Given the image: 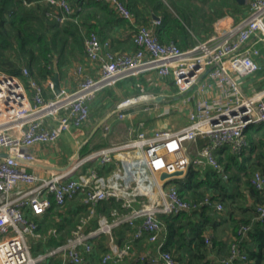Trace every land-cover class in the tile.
Masks as SVG:
<instances>
[{
	"label": "built area",
	"instance_id": "1",
	"mask_svg": "<svg viewBox=\"0 0 264 264\" xmlns=\"http://www.w3.org/2000/svg\"><path fill=\"white\" fill-rule=\"evenodd\" d=\"M46 1L60 10L49 11V14L61 21L73 12L70 0ZM99 1L110 3L120 16L133 18L131 9L122 0ZM249 5L248 15L229 28L219 42L211 38L189 50H183L175 42H161L144 24L134 32L137 48L131 52L111 51L109 42H103L98 33L92 31L85 37V54L98 64V75H86L75 91L62 88L50 99L44 97V85L55 90L52 78L41 84L30 77L34 92L31 98L21 76L0 72V152L9 154L0 157V264H39L45 257L61 251L64 261L78 264L85 260L84 253L95 254L93 238L100 233L111 235V250L103 254V263L118 264L132 257L147 264H186L163 248L167 231L159 214L196 211L205 205L221 211L224 204L213 200L210 194L200 200H187L180 195L176 183H169L171 179L161 180L160 173L179 169L186 173L191 166L211 165L227 176L216 151L228 145L240 153L249 145L246 136L249 126L264 123V87L247 94L238 80V76L251 75L260 68L255 59L259 48L253 44L243 46L258 31L261 32L258 38L264 40V0H249ZM209 67L211 70L202 77ZM149 68H154L159 76H173L177 94L181 96L183 107L188 109L187 124L176 130L168 126L140 130L124 142L73 157L69 169L49 177H40L26 169L25 162L36 160L31 150L35 144L56 142L64 132L80 137L79 129L90 116L89 101L97 91ZM82 69L83 65L77 66V72L81 73ZM22 73L29 75V69L23 67ZM142 97L127 98L118 108ZM125 115L119 110V118ZM48 118L54 123L47 122ZM108 127L105 125V129ZM123 153L125 157H120V164L110 177L102 176L93 168L72 176L74 169L89 161L98 160L106 165ZM251 183L264 191V173L255 171ZM21 185L28 187L24 189ZM51 196L60 205L82 196L90 216L96 213V206L102 200L111 196L124 200L131 210L122 216L116 215L111 221L100 215L97 228L87 232L78 228L65 244L34 256L28 235H38L37 223L26 215L25 209L39 216L51 206ZM255 218L264 222V201L257 203ZM122 223L133 227L134 233L119 245L112 237V229ZM251 227L252 223L243 224L239 233L245 234ZM145 234L148 244L140 250L133 241ZM206 242H210L208 236ZM247 259V254L233 242L221 262L243 264Z\"/></svg>",
	"mask_w": 264,
	"mask_h": 264
},
{
	"label": "trees",
	"instance_id": "2",
	"mask_svg": "<svg viewBox=\"0 0 264 264\" xmlns=\"http://www.w3.org/2000/svg\"><path fill=\"white\" fill-rule=\"evenodd\" d=\"M141 1L156 13L161 9L160 23L155 32L159 40L163 43L175 42L183 50L192 49L198 42L210 37L213 34L211 22L215 18L226 14L236 16L247 9L246 3L241 4L237 0ZM70 3L73 12L61 21L49 14V11L60 10L46 0H0V72L21 76L29 85L30 77L43 84L44 80L55 75V65L62 75L65 66L78 59L80 54H85L86 35L95 31L100 36L104 17L113 24L121 23L124 19L106 1L70 0ZM104 39L101 37L103 42ZM23 67L29 69V75L22 73ZM257 75H264V60ZM98 132L81 147L80 153L87 152L93 146ZM246 136L249 145L240 153L234 152L228 145L216 151L227 176L207 165L191 166L185 176L174 179L183 198L200 200L210 194L213 200L224 204L221 211L205 205L196 211L159 214L167 231L163 248L186 264H223L221 259L229 254L233 242L247 254V263L243 264H264V222L252 220L256 215L257 203L264 201V191L251 183L255 171L264 173V123L249 126ZM83 166L86 168L90 164ZM114 168V164L97 166L101 174L112 172ZM247 196L253 200L252 203H248ZM51 201V206L39 216L26 213L37 223L38 235L29 242L34 256L65 244L78 228L86 232L97 228L100 215H105L111 221L116 215L122 216L131 210L124 200L115 196L102 200L96 206V213L91 216L88 205L81 201L80 196L63 205L58 204L52 196ZM114 211L117 214H113ZM244 211L248 212V216H237ZM250 223V230L245 234L239 233L241 225ZM226 231L228 235L230 232L231 237H222ZM133 233L134 228L128 223L112 229V237L119 245L132 238ZM207 236L210 242H206ZM147 238L145 234L133 243L143 249L148 244ZM110 239V234L96 235L93 238L95 255L84 253L85 260L78 264H115L112 261L102 262L103 254L111 250ZM213 252L215 256L210 257ZM122 261L121 264H147L127 257ZM39 264L75 263L64 261L61 251L45 257Z\"/></svg>",
	"mask_w": 264,
	"mask_h": 264
},
{
	"label": "crops",
	"instance_id": "3",
	"mask_svg": "<svg viewBox=\"0 0 264 264\" xmlns=\"http://www.w3.org/2000/svg\"><path fill=\"white\" fill-rule=\"evenodd\" d=\"M129 5L128 7L131 9L133 13L132 19L124 18L121 23L113 24L109 22L108 18L104 17L102 19L103 26L100 32V36L105 38V41L109 42V49L113 52H131L136 49V44L133 40L134 32L136 31L137 27L141 24L149 26L154 32H156L157 26L160 23L161 18V9L158 10L156 13L153 9H150L149 6L141 0H125ZM200 2V0H197ZM247 4V9L244 13H237L236 16L231 14H226L224 16H220L212 20L211 26L213 27V34L210 37H207L206 40L214 38V42H219L222 38L223 34L232 26L240 22L243 18H245L250 9L249 0L245 2ZM244 4V3H243ZM205 7V6H204ZM211 12V11H210ZM159 21V22H158ZM102 33V34H101ZM99 35V34H98ZM87 36V35H86ZM99 36V37H100ZM100 37V39H101ZM254 38V37H253ZM251 39L253 42L252 44L259 48L260 53L255 56V59L260 64V68L262 67L263 60H264V40L259 39L258 37L254 40ZM103 41V40H102ZM251 45V44H250ZM83 65V71L81 73L77 72V66ZM156 70L154 68H149L143 73H148ZM99 72L98 64L91 62L87 57L86 54H80L78 59H73L69 66H65L64 72L60 74V85L61 88H64L68 91H75L80 81L86 75H94L97 76ZM60 73V72H59ZM135 76V75H132ZM161 77V76H160ZM163 77V76H162ZM169 77V82H173L175 84L173 76H164V78ZM238 78L241 80V87L243 91L247 94H251L256 90H260L264 87V75H257V71L251 75L240 77ZM128 79V78H127ZM127 79L121 81L120 79L116 84L112 86H107L105 88L100 89L97 91L96 95L89 101L90 102V116L88 120L82 125L81 129H79L80 137L74 136L72 132H64L62 133L61 137L56 142L51 143H39L35 144L31 147L32 152L36 156L35 162L32 165H25L26 169L35 174L39 175L40 177H49L53 174L67 170L65 169L69 163L73 161V157L75 156L78 148L82 143H84L88 136L93 132L96 128L98 130V136L94 141L93 146L84 154H88L89 152L109 146L115 143H121L132 136H135L140 130L142 125H146L148 122H156L154 126H147L146 130H152L158 127H165L168 126L169 128L176 130L181 126H184L188 123V109L183 107L180 98H175L177 94V88H172L170 85L167 88L168 92H160L154 93L149 96H158V95H165L166 98L162 102H150L147 101L145 103L136 104L133 103L128 105L122 109L118 108V104L124 100L125 98L131 96L130 91H138L143 90V85H139V82L133 83L128 81ZM46 80L43 81L45 84ZM165 84L167 83L164 81ZM151 83H148V88ZM174 89V90H173ZM44 97L46 99L53 98L56 95L55 90H51L46 84L44 85ZM140 91L138 93H142ZM137 95V93L135 94ZM144 98L148 95H142ZM172 100H178L177 103H173ZM119 110L125 112V117L119 118ZM175 111L178 113L174 119H171L172 123H168V121L161 120V116L165 115L168 112ZM183 116L186 117V122L183 125L175 126L173 120L176 123H179ZM148 121V122H147ZM47 122L53 124L51 118H48ZM105 125H108V129H105ZM143 130V129H142ZM95 131V133H96ZM94 133V134H95ZM93 134V135H94ZM92 138V137H91ZM67 142V147L62 149L61 144L62 142ZM200 145L203 144L201 140L199 142ZM80 157L84 156L81 155L79 152ZM125 153L116 155V160L112 161L109 164H114L115 168H117V164H120V157ZM129 155V154H126ZM90 166H87L83 171L84 166H80L77 169H74L71 173L72 176H78L84 173H87V169H96L97 166H102L98 160L89 161ZM114 168V169H115ZM100 173V172H99ZM111 172L106 174H101L102 176L105 175L106 177H110ZM186 174V173H185ZM179 176L183 177L185 176ZM176 177V178H179ZM173 179V178H171ZM22 188L26 189L28 186L21 185ZM79 198V197H78ZM81 201H83L82 196H80ZM248 203H252L253 200L247 196ZM247 204V203H246ZM26 213H31L28 209H25ZM238 217L248 216V212H239L237 215ZM256 215L253 216V221H256ZM227 233V234H226ZM33 237V236H32ZM222 237H231L230 232L228 235V231L222 233ZM111 242V239H110ZM109 242V244H110ZM96 245V244H95ZM142 250V249H140ZM95 255V254H93ZM91 256V255H90ZM210 257H214L215 253H211ZM132 261H135L132 257H127ZM123 262V261H122ZM121 264V261L118 263ZM249 264V263H248ZM251 264V263H250Z\"/></svg>",
	"mask_w": 264,
	"mask_h": 264
},
{
	"label": "rangeland",
	"instance_id": "4",
	"mask_svg": "<svg viewBox=\"0 0 264 264\" xmlns=\"http://www.w3.org/2000/svg\"><path fill=\"white\" fill-rule=\"evenodd\" d=\"M125 79H127L128 81H131L133 83H136L138 81L139 82V85H143L142 86L143 88H141L143 90H138V91H134V92L130 91L129 93H130V95L131 94L132 95L129 96V97H127V98L139 97V96H142V95H148L147 97H149V95L154 94V93L168 92L167 91V88L169 87L168 85H170L172 88H175V86H176L172 81L169 82V77H167V78H164L162 76L160 77L158 75L157 71L156 72L151 71V72H148V73H143L142 72V73H140L138 75H135V76H132V75L126 76V77H123L121 81H123ZM166 79H167V83L165 84L164 81H166ZM238 80H239V82L241 84V80L239 78H238ZM23 81H24V83H25V85H26V87L28 89V93H29L30 97L33 98L34 92L31 90L30 85L25 81V79ZM148 83L149 84L151 83V85L149 86V88H148ZM140 91H143V92L141 94L135 95L136 93H138ZM127 98H125V99H127ZM172 102L175 104V103L178 102V100H172ZM89 107H90V102H89ZM177 115H178L177 112L171 111V112H168L165 115L161 116V118H162L161 120L168 121V123L171 124L172 123L171 119H174V117H176ZM186 121L187 120H186V117L185 116H183V118L181 119V121L179 123H176L173 120V122H174V124H175L176 127L179 126V125H183ZM155 123L156 122H154V123L153 122H148V123L145 122L146 125L145 126L142 125L141 126V130L142 129L143 130L146 129V127L147 126H150V125L151 126H154ZM67 146L68 145H67V142L66 141L64 143L62 142V144H61L62 149L66 148ZM85 153L86 152H81V155H84ZM84 170H85V168H83V171ZM174 179L175 178H173L169 183H175V180ZM1 238H2V235H0V240H1ZM32 238H33L32 236L28 235V241L29 242L32 241Z\"/></svg>",
	"mask_w": 264,
	"mask_h": 264
},
{
	"label": "water",
	"instance_id": "5",
	"mask_svg": "<svg viewBox=\"0 0 264 264\" xmlns=\"http://www.w3.org/2000/svg\"><path fill=\"white\" fill-rule=\"evenodd\" d=\"M239 3L243 4L245 3L247 0H237ZM260 31H258V33L254 36V40L258 37V35H260ZM252 40H250L249 42H247L246 44H244L243 47H246V46H249L250 44H252ZM211 70V67H209L206 72L202 75V77H204L209 71ZM52 80L55 84V91L56 93H60L61 92V85H60V73H59V70L57 68V65H55V75L52 77ZM181 96L178 94L176 95L175 98H180ZM166 98L165 95L161 94V95H158V96H152V97H149V98H140L138 100L135 101L136 104H141V103H145L147 101H150V102H162L164 101ZM96 131V128L93 130V132L88 136V139L82 143L80 145V147L78 148L76 154H75V158L79 157V152H80V149L82 146H84L90 139L91 137L93 136V134L95 133ZM8 152L6 151H3V152H0V157H6L8 156ZM33 162H25L26 165H32ZM72 165V162L68 164V166L65 168H69L70 166ZM185 174V171L183 169H179V170H176L174 172H167V171H162L160 173V179L161 180H165V179H171V178H176V177H179V176H182Z\"/></svg>",
	"mask_w": 264,
	"mask_h": 264
},
{
	"label": "bare ground",
	"instance_id": "6",
	"mask_svg": "<svg viewBox=\"0 0 264 264\" xmlns=\"http://www.w3.org/2000/svg\"><path fill=\"white\" fill-rule=\"evenodd\" d=\"M142 98H144V97H142Z\"/></svg>",
	"mask_w": 264,
	"mask_h": 264
}]
</instances>
